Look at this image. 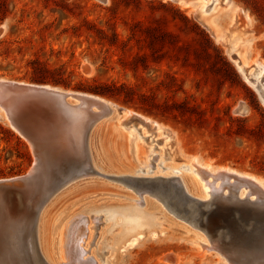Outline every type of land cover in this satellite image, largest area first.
Instances as JSON below:
<instances>
[{
	"label": "rangeland",
	"instance_id": "rangeland-1",
	"mask_svg": "<svg viewBox=\"0 0 264 264\" xmlns=\"http://www.w3.org/2000/svg\"><path fill=\"white\" fill-rule=\"evenodd\" d=\"M201 4L206 13L199 10ZM210 17L229 30V36L242 32L250 40V63L243 72L230 45L217 41ZM36 59L60 70L71 87L33 82L30 63ZM252 61L264 65V0H0V79L95 95L116 107L89 134L94 172L83 168L89 172L74 182L72 177L42 204L49 237L55 215L72 207L71 213L84 210L93 223L91 246L99 264H224L216 251L203 252L190 237L178 239V224L198 229L162 200L146 192L140 195L109 172L117 170L112 162L120 160L137 165V177L170 174L175 186L179 178L193 190L191 186L198 188L191 176L204 184L186 166L196 157L212 169L229 168L264 179V139L258 143L249 137L252 129L264 130V101L255 88L264 90V75ZM82 84L104 95L78 89ZM127 111L166 131L165 147L149 144L153 136L145 130L143 137H151L139 138L146 148L139 154L152 150V157L158 158H150L151 174L140 173L145 163L134 159V147L129 146L137 137L119 129ZM34 162L28 142L0 113V180L27 174ZM172 165L178 175L169 170ZM57 168L63 172L60 177L68 178L74 165L67 161ZM194 169L201 177L202 168ZM146 218L152 226L140 230L133 225L137 219L143 225ZM50 252L49 247L50 264H60Z\"/></svg>",
	"mask_w": 264,
	"mask_h": 264
},
{
	"label": "water",
	"instance_id": "water-1",
	"mask_svg": "<svg viewBox=\"0 0 264 264\" xmlns=\"http://www.w3.org/2000/svg\"><path fill=\"white\" fill-rule=\"evenodd\" d=\"M108 107L95 95L50 85L0 82V108L9 126L28 142L35 156L27 174L0 180V264H32L26 244L31 236L36 238L41 206L72 177L89 172L83 168L94 172L88 138ZM83 108L86 117L81 124L82 135L74 140L72 130L78 127L75 114ZM67 161L74 170L68 178L60 177L63 172L57 167ZM170 180L156 178L138 181L137 185L167 188ZM236 181L254 186L259 195L240 198L238 188L231 187L228 195L218 193L202 201L189 195L178 178V201L161 200L178 217L205 233L215 251L230 264H264V191L250 180L235 177ZM18 241L24 247L16 250Z\"/></svg>",
	"mask_w": 264,
	"mask_h": 264
},
{
	"label": "bare ground",
	"instance_id": "bare-ground-1",
	"mask_svg": "<svg viewBox=\"0 0 264 264\" xmlns=\"http://www.w3.org/2000/svg\"><path fill=\"white\" fill-rule=\"evenodd\" d=\"M178 1L183 2V0H178ZM186 3H187L186 4L187 6L190 5V3H188V2H186ZM200 9H201L202 13H206V11L208 10L202 4L199 7V10ZM246 21H247L246 25L250 26L251 18L248 15L246 16ZM208 22L210 24H212L214 27L216 26L215 29H216L217 41L222 42L223 44L225 43L227 45H230V48H229L230 53H231L236 65H237V68L239 69L240 72H243L244 71L243 68H245L247 66V64L250 63L249 62V56H248V49L246 47L250 43V40L247 38L246 34L239 32V33L232 34V36H229L231 32L229 30H224L223 28L218 26L217 22L215 21V18L210 17ZM230 37H232V38H230ZM232 40L234 42H231ZM229 42H230V44H229ZM243 44L245 45L243 47L244 50L240 51L239 48ZM251 65L256 66L257 68L261 69V73L264 75V65H262L261 63H258L257 61H252ZM252 66H250V67H252ZM5 81L6 80L0 79V82H5ZM263 87H264V85H263ZM255 88L260 90V95L262 96L263 101H264V90L259 89L258 86H256ZM103 100L107 103V105L109 107L105 108V110L101 113L100 121L102 119H105V118L111 116L116 111V109H114L116 107L112 103H110L109 101H107L105 99H103ZM76 105L80 106V103H76ZM93 111L96 112V110L94 108H93ZM122 112L123 111H121V113ZM0 113H3V115L5 114V112L2 108H0ZM4 117H5V115H4ZM85 117H86V112H85L84 108L80 109L79 115L75 114V118L77 120L78 127L76 129L72 130V137L74 138V140H79L78 138L80 137V135H82L81 124L83 123V120ZM73 118L74 117H72V119ZM124 118H125L124 121L119 122L118 126H119V129L125 128V131L129 135H131L132 137H137L135 141H132L130 136L128 135L130 140H131L129 142V146L134 147L133 148L134 154H135L134 159H137L140 164L142 162L145 163L143 169H141L139 171H140V173L147 172V173L151 174L153 166L150 165V163H151L150 161L151 160L154 161V159L157 156L152 157V152H153L152 150H151V152L146 151V152L142 153L143 156H141V154H139V152L142 151L143 148H145V147H144L143 143L140 141V139L148 140L151 136H153V138L151 139L149 144L160 143V145L165 147L167 145V140H168L166 131L159 124L152 122L150 119H147L141 115L135 114V113L130 112V111L126 112ZM5 119H6V117H5ZM143 130H145L144 132L146 134H151V136L143 137V134H144ZM155 139H157V141H155ZM132 142H133V144H132ZM90 153H91V150H89V154ZM150 158H151V160H150ZM156 159H158V158H156ZM159 160H160L159 163L162 164L163 156ZM186 166L188 167V169L192 168L193 170L192 169L191 170L194 171V174H196L204 184L199 185L197 180L191 176V178L195 182L194 183L195 186L198 189H195L194 186H191L194 191L191 190V188H189L190 186H187V184H185L184 180L181 179L183 182V185H184V187H185V189L189 195H191L192 197L197 198L199 200H202V201H209L213 197V195L218 194V193H223L224 195H228L231 187H237L238 188L237 195L240 198H246V197H248V195L252 194L251 198L254 199V197H257L259 195L260 191L255 189L254 186H251L249 184H248L249 185L248 186L246 184V182L245 183H241V182H237V181L235 182V177L240 178L241 180L242 179L250 180L251 182L255 183L256 186L259 187L262 191H264V179L258 178L256 176H253L250 174L239 173L237 171L230 170L229 168L212 169L209 164L199 163L198 159L196 157H193L189 161L188 165H186ZM112 167H114L117 170L116 171L113 170V172L110 171L109 173L111 175L113 174V177H115L116 179H119L120 181L122 180L124 183L128 184L129 187H132V188L138 190L139 194H140V192H142V193L146 192V193H150L152 196H154L160 200L164 197L166 200H168V199L170 200V199L174 198L175 200L178 201V186H177V184L175 186V183H171L172 181H174L175 176L172 177V176H170V174H167V175H162V177L161 176H157V177L155 176L154 178H140V177L135 176V174H136L135 172L138 170L137 165L134 167H129V166H126L125 163H122L120 160L112 162ZM194 167L195 168L196 167L202 168L201 170H203V171H201V173H200L202 175L201 177L198 174V171L194 169ZM166 168H169V167H166ZM170 169L173 170L174 175L179 174L178 167H176L175 165L170 166L169 170ZM108 170H111V169L108 168ZM85 172L86 171H83V174H85ZM102 174H104V173H102ZM102 176L107 177V175H102ZM163 176L165 178H163ZM228 176H231V177H228ZM145 177H147V176H145ZM77 178L78 177L72 179L73 181H71V182H74ZM156 178L173 179V180H170L168 182L169 185L167 188L163 187V186L151 188V187H144V186L142 187V186L137 185L138 181L147 182L148 180L156 179ZM139 179H142V180H139ZM71 182H68V183H71ZM233 185H235V186H233ZM65 187H67V184L65 185ZM250 187L255 189V190H253V192H252ZM196 191H198V193ZM163 194H166L167 197H165ZM55 195L56 194H54L53 197ZM51 199L52 198H50L47 201V203ZM45 206L46 205H44V207ZM43 208L40 211V215H39L36 238L31 236L30 240L26 244V249L28 251L29 258L31 259L32 264H50L48 257L46 255V250L48 251L49 247H50V251H51L50 252V258H55V259L57 258V259L61 260L60 264H99L98 261L96 260L95 256H94V251H93L92 246H91L92 242H94L93 241L94 233L92 232L93 223L89 218H87V216L84 215V213H83L84 210L83 211H75V212L71 213L70 209H72V207H69L68 210H66L64 213H59V214L55 215V217H56V220H54L55 227L52 226V228L50 229L51 230L50 231L51 236L49 237L50 234L48 235V233L46 231L47 225H48V223H47V212H45L44 215H41V214H43L42 211H44ZM45 211H47V209H45ZM141 217H142V215H141ZM99 220H101V219H99ZM137 220L135 222H133V225L139 227L140 230H144L143 227H145L147 225L149 227V225H151L153 223V222L151 223V220L147 219L144 223L142 222L143 225L140 222L141 225L139 224L140 225L139 226ZM178 230H180V232H179L180 236L178 237V239H180V238L186 239V237H190L191 242L196 244L201 250H203V252H204V249L208 252H212V251L215 252L213 245H211L210 240L206 236L205 233H203L199 230H195L193 228H188L184 225H179V224H178ZM125 233L127 235L130 234V232L129 233L125 232ZM53 234H54V236H53ZM201 235L205 236L208 239L209 243H207L206 240H204V238ZM121 240H122V238H120L117 241L121 242ZM44 242H45V244H44ZM40 244H41V250L43 253L40 251ZM44 245L47 247V248H45V250H44ZM48 245H49V247H48ZM15 247H16V250H19V249H22L24 247V245H23L22 241H18V242H16ZM40 252L42 253V255L44 257L43 260L40 259ZM220 259L222 260V262L224 264H230L221 255H220Z\"/></svg>",
	"mask_w": 264,
	"mask_h": 264
},
{
	"label": "trees",
	"instance_id": "trees-1",
	"mask_svg": "<svg viewBox=\"0 0 264 264\" xmlns=\"http://www.w3.org/2000/svg\"><path fill=\"white\" fill-rule=\"evenodd\" d=\"M32 78L31 80L36 83L42 84H53V85H62L65 87H71L70 83H68L67 79L64 78L60 70L53 69L47 64H44L39 59L32 61ZM78 89H83L90 91L95 94L104 95L103 91H99L94 87H87L85 85H79ZM249 132V131H248ZM257 134L260 136V139L257 138ZM245 135V134H239ZM249 137L255 139L256 142L261 143L264 139V130H260L258 133H255V130H251Z\"/></svg>",
	"mask_w": 264,
	"mask_h": 264
}]
</instances>
